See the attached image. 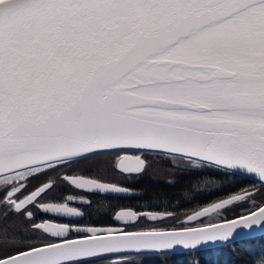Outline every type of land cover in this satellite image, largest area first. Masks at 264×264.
<instances>
[{"label":"snow or ice","instance_id":"1","mask_svg":"<svg viewBox=\"0 0 264 264\" xmlns=\"http://www.w3.org/2000/svg\"><path fill=\"white\" fill-rule=\"evenodd\" d=\"M56 169L88 193L145 192L130 186L145 173L182 183L177 207L237 175L252 182L183 220L118 205L110 222L81 223L88 214L73 202L91 207L90 198L41 202L51 180L27 191ZM209 169L222 175L181 181ZM238 202L250 206L228 219ZM256 230L264 232V0H0V264H225L202 250L235 256L237 237ZM245 247L246 264H264V237Z\"/></svg>","mask_w":264,"mask_h":264},{"label":"trees","instance_id":"2","mask_svg":"<svg viewBox=\"0 0 264 264\" xmlns=\"http://www.w3.org/2000/svg\"><path fill=\"white\" fill-rule=\"evenodd\" d=\"M222 174L217 173L215 170H202V171H196L192 172L189 175L182 176L181 181L186 183L190 181H194L197 177H217ZM144 178L141 182L138 181L135 183L134 186H131L136 189H147L145 192H141L138 194H134L130 198H126L124 200V204L126 206H134L137 208V210H171L176 211L179 213V218L181 219L184 217V214L192 209H198V207L211 202L214 198H222L224 194L234 192L240 185L242 184H250L251 181L247 178H242L239 175L235 177V183L226 185L224 187H220L219 189H212V190H206L202 191L199 194L195 196L193 200L185 201L183 199L178 201V207H177V195H178V189L182 187V183H176V184H169L162 180H153L148 177L149 174L145 173ZM161 191H164L169 196L168 204H164L162 200H154L153 199V193H159ZM255 199L258 201L261 199L260 196L255 197ZM139 202V203H138ZM170 205V206H169ZM249 204L246 203H240L238 202L234 207H229L226 212L224 213L227 218H231L234 215H239L241 212L244 211L245 208L249 207ZM204 219H209L208 217ZM171 221V220H169ZM151 222H147L145 220H142V224H148ZM171 223H174V221H171ZM262 237H264V234L256 235L254 237H251L255 241H259ZM249 238L242 239L239 241H236L232 247L235 249V256H232L228 251H224L223 253H220L215 250H209L204 249L202 250L204 252V257L206 260L211 259L215 260L216 257H219L220 255H223L225 259V264H227L228 259H232L234 261V264H246V261L248 259V251L245 247V244L248 242Z\"/></svg>","mask_w":264,"mask_h":264},{"label":"flooded vegetation","instance_id":"3","mask_svg":"<svg viewBox=\"0 0 264 264\" xmlns=\"http://www.w3.org/2000/svg\"><path fill=\"white\" fill-rule=\"evenodd\" d=\"M164 164H167V161H163ZM64 173L60 169H56L55 171L46 172L44 175L36 176L32 178L29 181V186L27 191H32L35 189V187L40 186L42 182H46L48 180L54 181L56 183V187L52 188L50 191L46 192V194L42 195L40 198L41 202H48L50 198L54 199H60L65 193H71L75 194L77 196H86L90 198L93 201V206L89 207L87 205L81 204L79 201L73 202V206L81 208L83 211H85L88 215L85 216L83 220H79V218H68V217H60L55 214L51 213H37L38 216H43L45 219H51V220H58L60 222H75L79 220V222L83 223L86 222L88 219H93L98 223H107L110 222V215L114 213L116 210V206L122 205L126 206L124 204V200L129 197H112L107 196L103 194H97V193H88L86 191L77 190L74 187L70 186L67 182L61 180L58 178V176H62ZM147 177V176H146ZM144 175L137 178L133 177V181L137 183L138 181H142L144 178H146ZM152 179L151 177H148ZM164 181V180H162ZM130 186H134V183H130ZM104 201L106 202L105 205L100 209V211L103 214L97 215V202ZM111 206H108V205ZM35 210V209H33ZM142 211V210H138ZM142 223V221H141Z\"/></svg>","mask_w":264,"mask_h":264},{"label":"water","instance_id":"4","mask_svg":"<svg viewBox=\"0 0 264 264\" xmlns=\"http://www.w3.org/2000/svg\"><path fill=\"white\" fill-rule=\"evenodd\" d=\"M245 178H247L248 180H250L251 182H252V178H250V177H245ZM82 191H84V190H82ZM92 193H97V194H100V193H98V192H92ZM103 195H107V196H114V197H129V196H124V195H117V194H103ZM206 218V217H205ZM231 218H233V217H231ZM231 218H228V219H231ZM183 219H184V217H183ZM182 219V220H183ZM202 219H204V218H202ZM145 221H147V222H150V221H148V220H146L145 219ZM194 223V222H193ZM261 234H264V232H261L260 230H256L255 232H254V234H249V233H247V232H242L241 234H240V236L239 237H237V241H239V240H242V239H247V238H250V237H254V236H256V235H261Z\"/></svg>","mask_w":264,"mask_h":264},{"label":"rangeland","instance_id":"5","mask_svg":"<svg viewBox=\"0 0 264 264\" xmlns=\"http://www.w3.org/2000/svg\"><path fill=\"white\" fill-rule=\"evenodd\" d=\"M183 219V217L181 218V220ZM165 223L167 224H172L171 221H165Z\"/></svg>","mask_w":264,"mask_h":264}]
</instances>
